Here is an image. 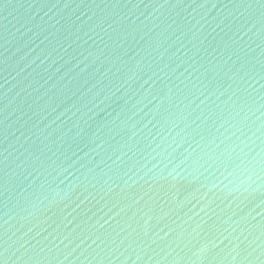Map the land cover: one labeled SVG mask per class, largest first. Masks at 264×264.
<instances>
[{
  "label": "water",
  "instance_id": "obj_1",
  "mask_svg": "<svg viewBox=\"0 0 264 264\" xmlns=\"http://www.w3.org/2000/svg\"><path fill=\"white\" fill-rule=\"evenodd\" d=\"M0 264H264V0H0Z\"/></svg>",
  "mask_w": 264,
  "mask_h": 264
}]
</instances>
